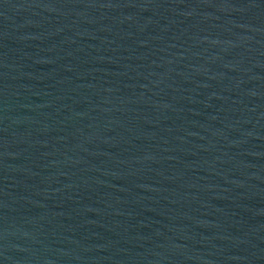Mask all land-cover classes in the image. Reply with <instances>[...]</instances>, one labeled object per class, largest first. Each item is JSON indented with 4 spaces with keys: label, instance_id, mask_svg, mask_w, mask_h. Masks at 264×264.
Here are the masks:
<instances>
[{
    "label": "water",
    "instance_id": "obj_1",
    "mask_svg": "<svg viewBox=\"0 0 264 264\" xmlns=\"http://www.w3.org/2000/svg\"><path fill=\"white\" fill-rule=\"evenodd\" d=\"M0 264H264V0H0Z\"/></svg>",
    "mask_w": 264,
    "mask_h": 264
}]
</instances>
